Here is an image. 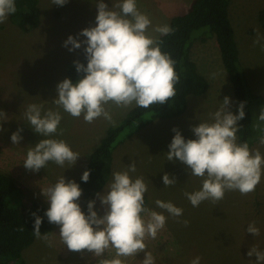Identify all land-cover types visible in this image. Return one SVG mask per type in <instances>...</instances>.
I'll use <instances>...</instances> for the list:
<instances>
[{
	"label": "rangeland",
	"instance_id": "374dc122",
	"mask_svg": "<svg viewBox=\"0 0 264 264\" xmlns=\"http://www.w3.org/2000/svg\"><path fill=\"white\" fill-rule=\"evenodd\" d=\"M97 1L67 0L66 4L60 6L52 4V0H39L41 16L37 28L24 31L12 24L9 17L0 24V110L8 117L2 122L5 131H0V172L15 180L24 192L25 200L36 201L46 207L49 205L41 195V188L54 184L61 175L66 182L71 179L77 183L90 152L106 128L122 120L130 109L106 106L112 121L101 117L90 124L82 116L74 118L61 110L63 118L58 131L62 130V135L54 138L65 140L73 151L80 153L76 163L71 167L65 164L61 168L48 162L38 172L23 166L28 148L43 138L32 130L23 113L31 103L43 104L45 110L55 109L52 100L57 96L56 85L66 78L67 64L85 57L86 45L70 52L68 48L71 45L63 46L64 41L69 35L81 41L86 39L77 36L85 29L87 22L80 12L83 13L84 6L90 5L83 6L82 3ZM150 1H154L156 8L164 11L165 15L164 21L157 19L156 26L168 24L170 17L185 12L191 4V0ZM262 7L264 0H230L228 9L240 64L248 84L253 92L264 96V50L260 44L253 43L259 31L261 44H264V27L257 19ZM88 11L91 9L88 8ZM202 30L205 28L193 32L196 37L192 40L190 57L198 71L206 77L208 90L201 95L188 96V106L179 116L158 117L134 131L138 121L149 116L145 114L125 127L116 140L110 177L98 193H103L105 186L111 182L113 171L122 170L134 162L137 169L134 175H142L151 182L145 193L149 208L161 211L154 204L159 199L171 201L183 209V215L179 218L168 216L165 227L155 239H146L147 251L153 254L155 264H191L197 256L201 258L200 264H256L255 255L249 257L247 253L254 246L264 251V176L255 191L247 195L230 191L216 203L206 200L193 207L184 194L199 190L201 179L189 175L186 166L175 158L173 161L166 160L174 127L180 130L185 139H195L191 128L208 119L225 96L230 99L229 110L233 114L237 112L215 38L206 36L202 39V34H198ZM262 107L252 106V140L256 139L251 148L264 153V145L259 143L260 132L253 127ZM17 128L23 129L20 133L23 139L15 145L10 136ZM164 173L175 176L176 185L165 187L161 179ZM77 202L82 210V194ZM94 210L98 215H103L97 195ZM183 220L189 221L187 226L182 223ZM250 222H255L259 228L258 236L246 231ZM46 236L47 240L36 237L23 250L22 258L26 264H97L98 258L91 253L69 251L60 240L58 225L54 224L52 232ZM106 255H114V250H109ZM143 259L144 253H139L136 257L126 258V264H141Z\"/></svg>",
	"mask_w": 264,
	"mask_h": 264
},
{
	"label": "clouds",
	"instance_id": "9594fccd",
	"mask_svg": "<svg viewBox=\"0 0 264 264\" xmlns=\"http://www.w3.org/2000/svg\"><path fill=\"white\" fill-rule=\"evenodd\" d=\"M67 0H52V4L63 6ZM95 26L82 29L77 36L86 37L81 41L69 35L64 41L68 50L84 47L86 66L74 61L76 72L83 78L75 83L69 78L56 85L57 96L52 100L55 109H44L43 104L27 105L23 118L40 139L28 148L23 166L27 170L38 172L48 162L61 168L65 164L71 167L80 153L72 150L58 131L62 112L74 118L83 117L86 123L103 117L111 122L112 116L106 106L117 108L148 109L153 105H163L176 96V85L180 77L175 70L176 61L167 52L161 50L163 43L158 37L171 34L174 29L168 25L152 27L146 13L137 7V0H118L109 7L98 0ZM17 11L15 0H0V24ZM254 44H261L257 31ZM215 74H213L214 78ZM230 99L225 96L219 108L209 114V118L200 121L191 128L195 139H185L178 128H173L174 136L168 145L166 160H178L186 166L189 175L201 179L199 190L184 195L193 207L208 200L216 203L222 200L226 192L239 191L247 195L255 191L264 176V153L250 148L248 141H239L238 121L245 116V102H240L236 114L229 110ZM8 117L0 110V131H5L2 122ZM257 123L253 125L261 135L259 143L264 145V107L261 108ZM17 128L10 136L12 144L18 145L23 139ZM134 162L122 170L112 172V180L105 186L97 198L103 208V215L94 210L95 200L87 203V215L77 202L82 189L74 180H65L61 175L54 184L41 188V195L48 203L44 215L50 224L59 226V237L64 246L72 252H88L98 258L97 264H126V258L144 253L141 264H155V258L147 251L146 239H155L165 227L168 216L179 218L183 209L171 201L155 200L156 211L145 202L150 181L135 176ZM90 170H85L81 181L87 182ZM165 187L176 185V178L169 173L161 177ZM165 213L168 215L166 216ZM33 234L47 240L41 234L42 218L36 213ZM179 222V221H178ZM187 226L189 221L183 220ZM246 231L258 236L260 230L255 222L247 225ZM114 250V255L106 253ZM247 255H255L256 264L264 262V251L252 247ZM195 257L191 264H200Z\"/></svg>",
	"mask_w": 264,
	"mask_h": 264
},
{
	"label": "trees",
	"instance_id": "16d2710c",
	"mask_svg": "<svg viewBox=\"0 0 264 264\" xmlns=\"http://www.w3.org/2000/svg\"><path fill=\"white\" fill-rule=\"evenodd\" d=\"M229 2L230 0H191L185 12L170 18L168 25L174 31L158 38L163 41L161 50L169 53L176 61L175 70L180 77L176 85V96L163 105H153L148 109L133 106L122 120L106 128L77 178V183L82 189V211L85 214L88 201L95 200L96 194L110 177L116 140L125 127L145 114L149 116L138 121L134 131L140 130L155 118L179 116L188 106V96L201 95L208 90L206 77L198 71L190 57L192 40L196 37L193 35L195 30L205 28L198 33L202 34V39L206 36L215 38L236 107L240 102H245V116L237 122L240 127L237 136L240 142L246 140L250 148L252 147L256 137L252 140L251 110L253 105L264 106V96L251 90L241 67L234 29L229 18ZM15 3L17 11L9 16L11 23L24 31L37 28L41 16L39 0H15ZM257 19L264 27V7L258 11ZM74 61L86 66L87 60L84 57L67 64L66 78L75 83L84 74L76 72ZM85 170H90L87 182L81 181V175ZM47 208L36 201L25 200L24 192L15 180L8 174L0 172V264H26L22 252L36 238L33 234L35 218L31 214L36 213L42 218L40 227L42 235H49L53 230L54 224H50L44 215Z\"/></svg>",
	"mask_w": 264,
	"mask_h": 264
},
{
	"label": "crops",
	"instance_id": "0c3cea01",
	"mask_svg": "<svg viewBox=\"0 0 264 264\" xmlns=\"http://www.w3.org/2000/svg\"><path fill=\"white\" fill-rule=\"evenodd\" d=\"M97 2L82 3L83 6H84V4H90L89 6H84L83 13L80 12V14L83 17H85V20H87L86 27L85 28L94 27L95 26V16L97 14V8H96V3ZM103 2L105 4H107L109 7H111L113 4L117 3L118 0H103ZM137 7H138V9L141 12L146 13L149 16V18L151 19L152 27L153 28L156 27L155 24H156L157 19L158 20L161 19L162 21H164V16H165L164 15V11L158 10L156 8V6H155L154 1H150V0H137ZM88 8L91 9V11H88ZM170 18L168 19V22H169ZM149 32H150V34H152L153 36H155V33L152 32L151 28L149 29ZM158 36H160V35L157 34L156 37H158Z\"/></svg>",
	"mask_w": 264,
	"mask_h": 264
}]
</instances>
